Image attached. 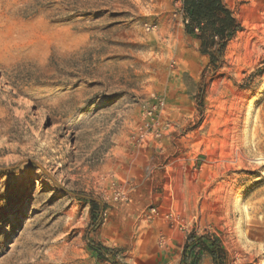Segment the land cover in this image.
<instances>
[{"label": "rangeland", "instance_id": "obj_1", "mask_svg": "<svg viewBox=\"0 0 264 264\" xmlns=\"http://www.w3.org/2000/svg\"><path fill=\"white\" fill-rule=\"evenodd\" d=\"M223 2L212 55L184 0H0V264H264V0Z\"/></svg>", "mask_w": 264, "mask_h": 264}, {"label": "trees", "instance_id": "obj_2", "mask_svg": "<svg viewBox=\"0 0 264 264\" xmlns=\"http://www.w3.org/2000/svg\"><path fill=\"white\" fill-rule=\"evenodd\" d=\"M183 10L186 30L201 41L203 53L222 54L229 40L240 29V24L223 0H184ZM194 243L209 247L203 238H197ZM190 246V242L185 246L184 260ZM101 249L106 251L104 247ZM210 253L215 264H220V248L215 241L211 243Z\"/></svg>", "mask_w": 264, "mask_h": 264}]
</instances>
